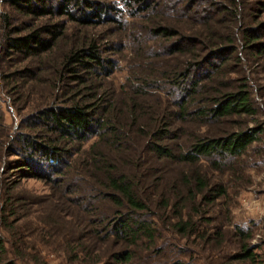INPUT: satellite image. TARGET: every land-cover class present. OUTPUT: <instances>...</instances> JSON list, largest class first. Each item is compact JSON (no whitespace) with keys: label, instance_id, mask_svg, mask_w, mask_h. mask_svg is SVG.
I'll return each instance as SVG.
<instances>
[{"label":"trees","instance_id":"trees-1","mask_svg":"<svg viewBox=\"0 0 264 264\" xmlns=\"http://www.w3.org/2000/svg\"><path fill=\"white\" fill-rule=\"evenodd\" d=\"M5 1L38 22L16 33L21 28L10 23L8 14H0V58L13 54L15 61H25L2 74L23 106L30 94L21 97V87L31 92L45 85L47 93L40 89V101L32 97L17 130L0 131V153L15 155L3 160V167L17 176L56 182L64 194L78 192L70 195V203L81 208L82 198L91 205L92 191L109 202V211L96 216L100 229L88 228L84 240L68 249L72 263L159 264L164 259L190 264L179 255L189 257L192 247L186 251V244L176 241L219 246L227 225L234 226L237 236V250L229 258L253 260L255 254L245 242L249 230L232 221L230 191L242 187L246 151L264 134V119L259 118L264 84L255 81H264V18L258 19L264 0H123V13L141 19L143 33L136 41L157 39L163 49L154 54L169 55L174 62L161 70L144 66L137 86L120 105L92 80L93 75H108L114 63L101 54L93 37L81 36L61 49L55 61L49 53L64 37L67 20L86 25L111 21L121 30L126 24L118 18L121 8L108 0ZM156 5L167 12L180 9L177 14L190 26L172 28L155 16ZM53 16L63 18L51 21ZM163 39L167 43L162 46ZM251 62L257 66L249 73L260 76L246 72ZM79 85L87 89L86 95ZM149 89L170 95L166 101L171 108L158 111L142 103L139 97ZM191 122L206 129L182 128ZM181 135L185 143L179 142ZM176 166L184 169L169 176L167 167ZM12 187L0 196L2 228L13 227L19 219L14 205L19 197L10 193ZM49 230L36 225L34 232L43 237ZM97 233L98 251L88 242ZM57 234L65 243L75 238ZM7 253L0 235V264H28L25 252L12 258Z\"/></svg>","mask_w":264,"mask_h":264},{"label":"rangeland","instance_id":"rangeland-1","mask_svg":"<svg viewBox=\"0 0 264 264\" xmlns=\"http://www.w3.org/2000/svg\"><path fill=\"white\" fill-rule=\"evenodd\" d=\"M108 1L121 8L122 13L127 8L123 0ZM174 8L176 9V6H174ZM155 9L159 14L156 12V14L152 13L151 15L155 14L157 18L167 22L172 28H177L179 30L185 29L184 26L187 24V21H182L180 18L181 16L177 14L180 9L167 12L166 9L158 10V5H156ZM1 13L8 14L10 23L21 28L20 31L16 33H24L31 26L29 24L38 22L37 20L34 21L31 19L27 14L19 11L5 0H0V14ZM137 17L138 15L131 16L125 15L124 13L118 15V18H122L121 20L126 22V24L121 27V30L111 21L99 23L97 25H86L67 20L65 21L66 27L64 30V37L57 39L52 47L49 53L51 57L50 60H57L59 51L63 48L66 49V47L75 40L81 39V36L93 37L102 49L101 54L113 58L114 63L112 64L113 69L108 75H93L92 80L98 84L100 90L104 89L109 92L111 98L120 105L119 100L129 96V90L137 86L139 72L144 69V66L150 65L161 70L174 62L170 59L169 55L158 54L156 56V54H154L161 50V48L163 49V47H158V45H156L158 42L157 39L151 40L145 36V38H143V43L140 44L136 41L143 33V31L142 33L140 31L141 23L139 21H141V19ZM59 18L63 17L53 16L49 19L53 21ZM259 18H264V11L259 13L258 19ZM1 36L2 29L0 24V56L2 46ZM165 43H167V40L163 39L161 45L163 46ZM239 45L238 52L244 54V50L239 48ZM107 46H111V49H106ZM10 56L9 59H7V57L0 58V131H2V134L9 133V131L12 133L18 129L20 117L26 112L32 97L35 101H40L43 98L38 96L40 89H43V91H41L42 93H47V91L44 90V88H46L45 85L42 87L37 85L35 88L31 89V92L30 90H23L21 87L18 91L20 92L22 90L23 96L21 95V97L30 94L28 96L29 100L27 105L23 106V100L14 99L16 92L10 90V83H8L7 78L2 73L24 64L25 61L21 60L18 62L15 61L13 54ZM256 66L255 62L249 63L246 67V72H252L256 69ZM249 74L254 77L260 76V73ZM44 76L47 75H42L41 78ZM255 81L264 84V81L260 78H257ZM161 82H163V80ZM38 84L40 83L38 82ZM78 87L80 88L81 94L86 95L87 89L81 87V85ZM61 91L62 89L59 88L57 93ZM145 92L146 93H142L143 95L139 98L146 106H151L158 111H165L171 108L166 101L167 97H169V101H171V97L164 91L149 89V91ZM262 92L263 93L259 96L262 112L259 117L260 120H262V118L264 119V88ZM180 124H182V122H180ZM198 124L199 123L195 124L192 122L183 123L182 128L188 131L203 132L206 128L204 125ZM183 135L179 137L180 143H185L184 137H182ZM260 137L261 139L252 143L250 146L251 148L246 151L248 166H245L244 175H242L241 178L242 187H237L236 191H230L232 221L242 230H249L250 235L245 239V242L255 254L253 260L250 258H229L230 254H232L234 250H237L234 246L237 236L233 230L234 226L227 225L224 228L221 242L218 244L219 246L209 247V245L201 242L192 244L181 238L177 240L176 242L180 244H186L184 245L186 251H189V247H192L194 251V253L190 252L191 257H187L184 254L179 255L186 263L264 264V134ZM0 138H3L2 135H0ZM90 140L91 139L84 141V143H81V146H87ZM73 144L76 143L72 142L70 145ZM14 157L15 155H7L3 153V151L0 153V196L3 198L6 195L7 187L12 185L13 187L9 189L10 193L19 197L14 203L16 212H18L17 214L19 216V219L15 222L17 226L13 223V227L10 228L0 227V235L3 236L5 240L8 258H12L14 256L13 253L19 252L21 254L25 252V260L28 261V264H40L39 262H42V264H77L75 262L72 263L73 260L69 257L70 252L68 253V249L70 246L74 245V243L79 244L80 241L84 240L83 236L88 228L92 231L95 230V228L100 229V224L96 216L98 217L100 216L99 214L109 211V202L97 197L96 194L98 193L92 191L95 196L91 199V205L84 204V198L81 199L82 205L85 206L83 208L76 205V203L71 204L70 200L72 199L70 195L78 194V192L64 194L63 191L60 192L61 186L56 182L34 177H21L13 174L11 170H6V168L3 167L5 164L2 161L5 159L10 160ZM167 168L168 170L166 173L169 176H173L174 172L177 170L184 169V167L179 166ZM55 177L57 176L55 175L54 178ZM86 213L89 216L88 220H85L83 215ZM13 216H9V220H13ZM18 216L15 215V217ZM44 224L50 230L47 231L43 237L39 234L36 235L37 232H34L35 226ZM58 231L67 232L69 235L71 234V236H74L75 238L71 239L73 243H65L57 234ZM99 234L100 233H97L96 237L95 234H92L91 239L88 241L92 250L98 251L97 245L99 241L97 240V235ZM137 251L144 253V249L142 248ZM175 252L176 251L172 252V257ZM163 260L164 259H161V263L159 264H170V262L166 263L167 260Z\"/></svg>","mask_w":264,"mask_h":264}]
</instances>
